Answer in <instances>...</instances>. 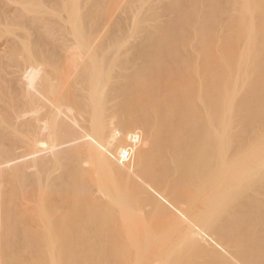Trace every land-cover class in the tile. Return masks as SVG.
Here are the masks:
<instances>
[{"label":"bare ground","instance_id":"6f19581e","mask_svg":"<svg viewBox=\"0 0 264 264\" xmlns=\"http://www.w3.org/2000/svg\"><path fill=\"white\" fill-rule=\"evenodd\" d=\"M157 1L0 0V264H264V0Z\"/></svg>","mask_w":264,"mask_h":264},{"label":"rangeland","instance_id":"374dc122","mask_svg":"<svg viewBox=\"0 0 264 264\" xmlns=\"http://www.w3.org/2000/svg\"><path fill=\"white\" fill-rule=\"evenodd\" d=\"M157 1V0H156ZM158 2V1H157Z\"/></svg>","mask_w":264,"mask_h":264}]
</instances>
